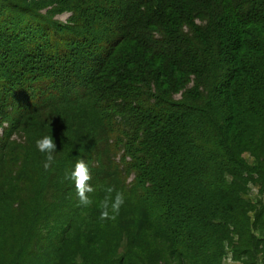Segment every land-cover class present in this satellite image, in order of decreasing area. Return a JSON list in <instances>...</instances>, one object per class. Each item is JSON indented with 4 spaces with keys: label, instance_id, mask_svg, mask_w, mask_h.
<instances>
[{
    "label": "trees",
    "instance_id": "1",
    "mask_svg": "<svg viewBox=\"0 0 264 264\" xmlns=\"http://www.w3.org/2000/svg\"><path fill=\"white\" fill-rule=\"evenodd\" d=\"M250 181L264 190V0H0V264H222L226 243L257 264Z\"/></svg>",
    "mask_w": 264,
    "mask_h": 264
},
{
    "label": "clouds",
    "instance_id": "2",
    "mask_svg": "<svg viewBox=\"0 0 264 264\" xmlns=\"http://www.w3.org/2000/svg\"><path fill=\"white\" fill-rule=\"evenodd\" d=\"M36 147L41 151L47 153V161L51 162L54 159L53 153L56 152V144L54 142V138L51 136H44L41 139H38L36 141ZM48 164H45V167H47ZM70 180L75 182V188L77 195L79 197V203L82 205L87 206L91 203L89 200V197L86 195V193H90L93 191V187L90 184H87L86 182L91 179L89 174V169L86 163L83 160H78L73 170L71 171L69 177ZM108 193L110 194L112 192V189L109 188ZM109 197H106L105 200L101 203L100 207L102 208L101 212V218H106L109 216ZM124 203V199L122 194L117 193L115 195L114 201L111 202V210L113 213H118L121 205ZM114 218V216L112 217Z\"/></svg>",
    "mask_w": 264,
    "mask_h": 264
},
{
    "label": "rangeland",
    "instance_id": "3",
    "mask_svg": "<svg viewBox=\"0 0 264 264\" xmlns=\"http://www.w3.org/2000/svg\"><path fill=\"white\" fill-rule=\"evenodd\" d=\"M69 14H63V15H59L58 17H55V20H60L63 23H66L67 21H69ZM177 98L180 97V95L176 96ZM45 120L44 118H42L40 121ZM244 158L246 160V162H248L250 165L253 164L254 162V158L252 157V155L250 154V152H246L244 154ZM133 179V176L129 179V181H131ZM261 184L255 183L250 181L249 184L247 185V193L245 195V197L258 208V205L260 203H264V190L261 189ZM254 213L252 212L251 216L253 217L252 221H254ZM264 236V231H258V238H262ZM130 236L129 233L126 232L123 235L122 238V242H121V246L119 248V255H124V253L126 252V248H127V243L129 242ZM239 237L237 235L233 236V242L234 243H238ZM248 256L243 255L241 257H239L238 259L235 258L234 255V249L232 247V245L230 243H226L225 244V251H224V256L222 259V264H243L244 261H247ZM78 261H80L81 263V258H78ZM257 264H264V253L261 252L260 250V254L258 256V262Z\"/></svg>",
    "mask_w": 264,
    "mask_h": 264
}]
</instances>
